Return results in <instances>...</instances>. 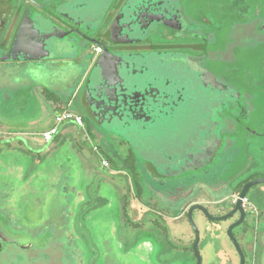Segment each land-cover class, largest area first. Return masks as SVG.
Returning a JSON list of instances; mask_svg holds the SVG:
<instances>
[{
  "label": "rangeland",
  "instance_id": "1",
  "mask_svg": "<svg viewBox=\"0 0 264 264\" xmlns=\"http://www.w3.org/2000/svg\"><path fill=\"white\" fill-rule=\"evenodd\" d=\"M206 1L211 2V0ZM196 26L191 29L198 31V26ZM185 33L186 31H183V34ZM158 34L160 32L156 33V35ZM190 37H195V35L190 34ZM237 46L240 48L242 45L239 43ZM245 52V50H239L238 58H242ZM257 59L258 57L254 56L248 58L247 62H245L246 59L243 62L239 59L231 69L239 71L244 69L245 71L246 68L255 65ZM217 60L220 62L219 66L211 59L207 61L205 58L204 62L222 76H226L227 61L220 60V58ZM245 66L246 68H244ZM50 75L51 77L42 81L39 75L29 74L24 68L11 69L8 63L1 64L0 62V133L3 134L2 137L5 135L0 139V153L4 155L12 152L15 157L19 155L22 159L20 171L9 166L7 168L0 166V217L12 219L24 216L27 219L25 224L40 221L39 223L42 225L44 222L52 230L54 237L57 234L56 239L53 238L55 247L53 248L52 245V252L57 254L56 258L54 257L55 264H61L65 259L63 258L64 252L60 251L62 245L58 235L61 232L64 233L66 229H69V233L74 234V245L79 249L76 252L77 263L81 258L87 261L84 264H196L197 259H195L196 255L192 247L195 233L188 217L184 214L185 208L194 200H200L209 205L211 213H220L221 211H217L212 206V202L228 195L227 188L223 186V189H219V193L213 195L206 188L199 187L200 193L191 195L188 201H184L181 210H178L176 205L173 206L172 211L177 210L175 214L160 206L150 205L166 220L167 230L166 227L162 228L169 232L170 244L165 240L160 241L147 235L148 238L142 240L145 241L142 243L144 246L142 250L127 249L126 246L132 242V239H128V235L134 232L132 218L135 215L131 208L135 202L130 197L133 195H123V193L130 189L133 190L131 174L128 170H116L110 164L108 166L104 164L101 147L110 153L117 150L120 156H125L129 151L128 145L122 142L121 137L111 134L97 124L92 133L88 130V134H86L80 129V135H77L75 140H64L58 143L56 149H49L51 142H46L41 133L55 124V113L48 105L39 100L34 85L39 82L57 88L60 90V94L65 93L61 99L67 100L66 94L69 95L71 90L65 88H69L68 85H72L73 81L76 83V78H78L76 72L71 69L63 74L52 69ZM216 75L218 76V74ZM219 79L221 78L219 77ZM221 81L225 82L226 87L229 85L223 79ZM229 86L227 89H231L234 85ZM146 87L145 85L141 86L145 90ZM172 88L171 85L155 86L158 91L166 92ZM150 96L147 91L142 93L144 100H150ZM151 97V100L161 101V97L158 95ZM168 98L170 101L174 99L171 95ZM60 108L64 109L63 106ZM147 110L150 111L149 107ZM151 110L156 111L157 108L152 107ZM227 110L225 109V111ZM250 113L253 116L250 120H254L252 123L254 127L258 128L260 119L256 115H262L264 108L260 106L252 108ZM263 118L262 121H264ZM127 122L132 123L133 119L129 118ZM92 123L94 125V122ZM220 126L221 130L217 131L222 145L224 144L228 149L225 151H229L234 142L230 136H236L240 132L238 139L240 149L243 150V153L248 151L256 159V163L249 167L250 169L243 174V178L256 173L264 174V135L260 136L244 128L240 129L239 125L234 127L231 119H228L226 123L222 119ZM60 129V133L63 135L68 133L73 135L77 132V127L69 123L62 125ZM61 134L58 135V139L63 137ZM84 138L85 140L82 142ZM219 152L222 153L221 150ZM140 159L139 183L144 187L146 182L152 185V170L148 168L141 156ZM48 165L57 168L58 171L55 173L57 177L53 186H50L51 191L46 192L45 189L41 192L37 189L39 180H35V178L37 176L47 178L45 173H42V169ZM144 170L147 171V174ZM190 174L185 173L178 177L185 178ZM185 182L187 181L185 180ZM65 185H71L76 189L68 190ZM151 195V191H144L141 199L147 200L146 198ZM229 195L231 194L229 193ZM248 197L257 210L262 213L264 211V183L254 186L248 192ZM4 201L8 205L4 204ZM11 201L14 203V207H10ZM121 202H125V205ZM145 208L144 205L140 206L141 210ZM123 211L126 212V215L123 214ZM193 216L200 232L198 249L202 259L201 264H240L239 253L228 235L230 221L210 220L200 211H196ZM261 216L262 218L257 224L246 220L245 223L233 230L246 255V264H264L263 213ZM156 223L161 227L160 222ZM21 224L22 222L19 225L21 226ZM147 225L149 226V224ZM13 226L15 225L13 224ZM122 236L125 240L124 243L121 240ZM68 258L76 261L74 256Z\"/></svg>",
  "mask_w": 264,
  "mask_h": 264
},
{
  "label": "flooded vegetation",
  "instance_id": "2",
  "mask_svg": "<svg viewBox=\"0 0 264 264\" xmlns=\"http://www.w3.org/2000/svg\"><path fill=\"white\" fill-rule=\"evenodd\" d=\"M94 1L0 0L1 64L8 63L11 69L24 68L29 74L39 75L42 81L45 78L51 77L50 72L52 69L62 74L66 73L69 69L76 72V77H78L76 78V83L73 81L72 85H68L69 88H65L71 90L69 95L66 94L67 100L61 99V96L65 93L60 94L61 92L57 88L49 87L39 82L34 85L39 100L49 106L55 113V117L59 112L58 108L63 106L75 113L86 116L90 122H97L90 101L87 98L86 86L95 61L104 51V46L109 47L112 52H144L155 50L184 53L202 61H205V58H207V61L211 59L214 60L217 66L220 63L217 60L219 58L220 60L227 61L226 63L228 64L225 65L226 76H222L214 68L208 66L210 70L215 71L231 87L234 85V88L232 87L234 96L231 102H229V109L222 112L221 119L225 123L228 119H231L234 127L239 125L240 129L244 128L256 135H264V121L261 120L264 117V113L256 115L261 121H258V128L254 127L252 123L254 120H250L253 117L250 115L252 108H258V106L264 108V0H216L215 2L212 0L211 2H207L206 0H184L183 12L187 17L188 27L186 26V33L183 34V37L175 36L173 31L171 32L165 26L159 25L144 41L127 44L117 42L110 34L112 23L127 0H112L107 12L94 28H91L89 25H86V28L82 27L62 12L65 11V6L68 3L72 4L73 8L92 11L94 10ZM96 1L105 2L109 0ZM28 14L33 17L41 14L69 32L66 36L67 44L64 45L63 55L44 59L1 60L10 51L16 34ZM194 26L198 28V31L191 29ZM157 32H160V34L156 35ZM190 34H194L195 37H190ZM95 41L103 45L101 46L102 52L96 53L94 51V47L96 46ZM239 43L242 45L240 48L237 46ZM239 50L246 51L242 58H238ZM253 56L255 58L258 57V61L252 67L246 68L245 66V71L244 69L240 71L231 69L239 59L242 62L246 59L245 62H247V59ZM48 96H53L54 98L49 99ZM68 122L77 127L73 121L69 120ZM79 131L80 129L77 127L75 134L80 135ZM58 134H60V131ZM239 135L240 132L236 136H230L234 142L230 146L229 151H225L228 149L224 144L220 147L219 151L221 150L222 153L218 152L213 164L203 170L191 172L185 178L161 176L158 174L156 168L150 164L153 174L152 179H150L153 184L150 185L146 182V185L152 195L146 198L147 200H142L134 192L133 194H130L129 191L123 193V195H133V197H130L135 202L131 208L133 214L136 216L132 218L134 232L128 235V239H132V242L126 246L127 249L132 248L133 251L142 250L144 247L142 243H145L142 240L147 239V235L155 237L160 241L165 240L170 244L169 232L166 231L167 222L160 215V212H157L151 206H160L175 214L177 210L172 211L173 206L176 205L178 210H181L184 201H188L191 195H198V192L200 193L199 187L206 188L213 195L219 193V189L223 186L227 188L228 195L212 202V206L221 212L211 213L208 204H205L204 201L194 200L185 208L184 214L186 217H188L190 208L195 204H202L213 217L225 216L237 207V200L245 184L257 178H264L263 173H256L243 178V174L250 169L251 165L256 163V159L248 151L243 153V150L240 149L241 146L238 143ZM84 140L85 138L82 142ZM42 171L47 178H40L39 176L35 178V180H39L37 189L41 192L45 189L46 192L51 191L50 186H53V183H55L57 177L55 173L58 170L56 167L48 165ZM182 178L184 179L182 180ZM65 186L68 190L73 188L71 185ZM73 189L75 190L76 188L74 187ZM195 189L198 190L195 191ZM13 191L15 190L13 189ZM248 192L243 198L245 216L238 226L245 223L246 220L257 224L260 218H262V213L264 216V211L260 213L253 205L251 199L248 197ZM3 203L7 204L5 201ZM121 203L125 205V202ZM10 205V207H14L12 201ZM141 205L146 206V208L141 210ZM196 211H200V213L210 219L202 209H195L193 215ZM123 214L126 215V212L123 211ZM240 218L241 212L236 211L226 219L210 220H229V229ZM26 221L27 219L24 216L12 219L0 217V264H55L57 254L52 251L55 247L53 245V238L56 239L57 234L54 237L52 230L44 222L42 225L39 223L40 221L25 224ZM147 221L149 222L147 223ZM157 221L160 222L161 227L156 223ZM20 222H22L21 226L19 225ZM162 227H166V230ZM58 236L62 245L60 251L64 252L63 258H65L61 264L87 263L86 260L84 261L81 258H79L77 263L76 252L79 249L74 245V234L69 233V229H66L64 233H59ZM121 240H123V243L125 242L123 236ZM73 256L76 259L75 262L68 258H73Z\"/></svg>",
  "mask_w": 264,
  "mask_h": 264
},
{
  "label": "water",
  "instance_id": "3",
  "mask_svg": "<svg viewBox=\"0 0 264 264\" xmlns=\"http://www.w3.org/2000/svg\"><path fill=\"white\" fill-rule=\"evenodd\" d=\"M111 1L95 0L92 11L73 8L68 3L62 12L82 27L94 28ZM183 7L184 0H127L112 23L110 34L119 43H138L147 39L157 26L163 25L175 36L183 37V31L188 27ZM68 34L41 14L37 17L28 14L10 51L1 60L63 55ZM95 44L103 46L98 41ZM142 85L147 86L146 90L141 88ZM158 85L173 88L167 92L158 91L159 88L155 89ZM225 85L204 61L184 53L112 52L104 46L87 81L86 94L103 129L121 137L139 157L152 164L159 175L173 177L203 170L215 161L222 146L217 131L221 130V114L229 109L234 96L233 89H227L230 86ZM145 91L151 96H160L161 101L151 100V96L150 100L142 99ZM167 95L174 99L170 101ZM152 107L157 110H151ZM129 118L133 119L132 123L127 122ZM260 183H264V178L246 183L237 207L225 216L213 217L202 204L190 208L188 219L195 233L192 247L196 264H201L202 259L198 249L200 232L193 216L195 209H202L210 219H226L236 211L241 212L240 220L229 227L228 235L239 253L240 264H246L245 253L233 229L245 216L243 198L252 186Z\"/></svg>",
  "mask_w": 264,
  "mask_h": 264
},
{
  "label": "trees",
  "instance_id": "4",
  "mask_svg": "<svg viewBox=\"0 0 264 264\" xmlns=\"http://www.w3.org/2000/svg\"><path fill=\"white\" fill-rule=\"evenodd\" d=\"M52 95V94H51ZM49 99L54 98L53 96H48ZM59 112L62 111V109L59 107L58 108ZM58 112V113H59ZM84 118V121L86 123V126L88 128V130L92 133L93 128L95 125H97L98 123L96 121H94V125L92 122H90L88 120V118H86V116L82 115ZM99 125V124H98ZM123 143H126L125 141L122 140ZM101 150L103 152V154L101 153V156H103L104 158L107 159V161L109 162V164L111 165V167H113L116 170H128L131 174V180L133 183V190L130 189L129 192L133 194V192L136 194V196L141 197V195L145 192H149V188L147 187V185L144 187L142 184L139 183V170H138V166L140 164V157L138 155H136V153L133 151L132 148H130L128 146V153L125 156H120V153L117 150H111L112 152H107L104 148ZM107 154V155H106ZM148 168L152 170V167L150 165V163L146 162ZM110 167V166H109ZM144 172L147 174V171L144 170ZM246 256V255H245ZM196 259V257H195Z\"/></svg>",
  "mask_w": 264,
  "mask_h": 264
},
{
  "label": "built area",
  "instance_id": "5",
  "mask_svg": "<svg viewBox=\"0 0 264 264\" xmlns=\"http://www.w3.org/2000/svg\"><path fill=\"white\" fill-rule=\"evenodd\" d=\"M94 51L96 53L102 52V47L99 45H96L94 47ZM73 121V123L81 130L85 131L86 134H88L87 126L84 121V118L81 114L75 113L74 111L70 109H63L60 111L56 117H55V124L51 126L50 128L45 129L42 132V137L46 142H51L54 137L59 133L60 125L64 123L65 121ZM90 140V137H89ZM96 148V147H95ZM104 164L107 166L109 165V162L106 158L102 156ZM254 264V263H253Z\"/></svg>",
  "mask_w": 264,
  "mask_h": 264
},
{
  "label": "crops",
  "instance_id": "6",
  "mask_svg": "<svg viewBox=\"0 0 264 264\" xmlns=\"http://www.w3.org/2000/svg\"><path fill=\"white\" fill-rule=\"evenodd\" d=\"M64 109H68V108H64ZM63 110V109H62ZM69 122L68 121H65L64 123H62L60 125V127L64 124H68ZM70 124V123H69ZM61 130V129H60ZM59 130V131H60ZM61 134V133H60ZM59 135V134H58ZM58 135L51 141V145L50 147H48L49 149H53L59 145L58 143H61L62 141L64 140H67V139H71L73 140L75 137H77L76 134H61V136L63 137H60V139H58ZM68 136H71L68 138ZM5 137V135H4ZM2 138V136H0V139ZM75 140V139H74ZM75 142V141H74ZM27 149V148H26ZM21 161L22 159H20V156L18 155L17 157H15V154H13L12 152L11 153H5L3 155V153H0V166L3 167V168H7L8 166L13 168V169H17L20 171V167H21ZM9 163V164H8ZM8 164V165H7ZM57 166V165H56ZM264 220V218H263Z\"/></svg>",
  "mask_w": 264,
  "mask_h": 264
}]
</instances>
